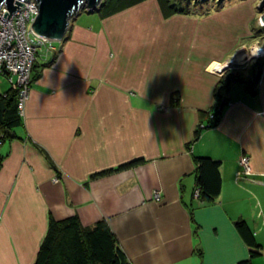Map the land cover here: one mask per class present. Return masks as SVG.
Returning <instances> with one entry per match:
<instances>
[{
  "label": "crops",
  "instance_id": "1",
  "mask_svg": "<svg viewBox=\"0 0 264 264\" xmlns=\"http://www.w3.org/2000/svg\"><path fill=\"white\" fill-rule=\"evenodd\" d=\"M248 2L166 18L148 0L72 22L34 65L23 125L0 137V264H34L50 217L105 220L130 264H239L250 256L242 220L264 264L262 61L199 133L217 105V63L252 36L240 29L254 21ZM245 156L252 173L240 176ZM199 158L221 163L212 202L196 197Z\"/></svg>",
  "mask_w": 264,
  "mask_h": 264
},
{
  "label": "trees",
  "instance_id": "2",
  "mask_svg": "<svg viewBox=\"0 0 264 264\" xmlns=\"http://www.w3.org/2000/svg\"><path fill=\"white\" fill-rule=\"evenodd\" d=\"M148 0H105L99 10L103 19L116 15ZM166 18L176 14H203L208 15L209 10L192 11L182 0H157ZM203 3V2H201ZM223 7L219 4L218 10ZM261 67L264 66V60ZM257 82L259 75H255ZM238 76H228L220 82L216 92L217 105L208 114L210 123L200 131L216 126L220 122L222 107V91L228 90L234 83H244ZM18 91H10L1 94L0 98V131L1 139L7 137L8 132L23 125V117L20 115L17 95ZM214 117V118H211ZM198 133V134H199ZM132 164H135L133 162ZM131 164L123 166L129 167ZM221 163L210 158H199L197 161V189L199 199L204 202H212L222 193ZM107 171L93 178L108 175ZM236 229L250 250L247 260L239 264H253V260L260 256V246L256 242L255 235L245 221H237ZM34 264H130L124 251L118 245V241L110 226L105 220L97 222L93 227L85 228L77 217H71L63 221L50 217L46 236L41 244Z\"/></svg>",
  "mask_w": 264,
  "mask_h": 264
},
{
  "label": "built area",
  "instance_id": "3",
  "mask_svg": "<svg viewBox=\"0 0 264 264\" xmlns=\"http://www.w3.org/2000/svg\"><path fill=\"white\" fill-rule=\"evenodd\" d=\"M28 1L30 2L25 1L24 7H19L20 9H17L12 16L6 6L0 9V77L7 76L10 87L20 92L17 99L22 117L30 97L32 71L39 49H45L49 54L54 50L53 41L34 33L33 25L39 14L38 3L36 0ZM5 12L9 14L7 19ZM204 126L201 125V128ZM0 137H2L1 131ZM240 164L242 166L240 176L252 173L250 159L247 156L242 158ZM196 197L199 198V190L196 192ZM154 198L157 201L161 200L159 194H155Z\"/></svg>",
  "mask_w": 264,
  "mask_h": 264
},
{
  "label": "water",
  "instance_id": "4",
  "mask_svg": "<svg viewBox=\"0 0 264 264\" xmlns=\"http://www.w3.org/2000/svg\"><path fill=\"white\" fill-rule=\"evenodd\" d=\"M28 0H0V9L6 6L11 16L17 12L19 7H24V2ZM39 14L33 25L36 35L49 39L53 42H63L70 30L72 22L83 12L86 14L98 13L105 0H36ZM196 3L206 0H188ZM224 1V0H219ZM259 10L263 12L261 17L264 27V0L260 4ZM7 12L5 18L7 19ZM9 16V19L10 17ZM235 61L225 66L219 74H223L234 67Z\"/></svg>",
  "mask_w": 264,
  "mask_h": 264
},
{
  "label": "rangeland",
  "instance_id": "5",
  "mask_svg": "<svg viewBox=\"0 0 264 264\" xmlns=\"http://www.w3.org/2000/svg\"><path fill=\"white\" fill-rule=\"evenodd\" d=\"M182 1L184 3L185 7H187V4H192L191 6L190 5L188 6V8H190L192 11L200 12L202 9L203 10L207 9V10H209L208 14H211V12H219V11L228 9V8L236 5L237 3L241 2V1H248V0H224V1L206 0L203 3H201V2L196 3L195 1H188V0H182ZM261 2H262V0H249V2H248L250 4V6L254 7L255 17H254V21L252 22L250 27H246V22H245V24H242V26H240L241 27L240 29H243V31L246 30V32L252 33V36H251V34L249 35L250 38L248 39V42L246 43L245 47H242L239 50L233 52L230 59H228L226 62L217 63L218 65H221V68H222V67L227 66L231 62L235 61L234 67L232 69H230L229 71H227L223 74H218V76L221 77V81L223 79H226L228 76H233V77L238 76L237 78H240L244 82L250 81V79L253 78L252 76L255 74L256 69L260 65L261 61L264 60V54L252 55V52H253L254 48H256V47L260 48L261 50H264V27H263V25H262L263 23L261 21V17L263 16V12H261L259 10ZM221 3L223 4V7L218 10V6ZM83 14H86V13L83 12ZM201 15L205 16V15L199 13V16H201ZM241 32H242V30H240V34H241ZM54 44L56 45V44H58V42H54L53 45ZM45 54L47 56L49 55V53H47L45 49H39V52L37 55V60L39 57H41V55H45ZM34 68H35V66L33 67L32 75L34 74ZM4 78L5 77H3V76L0 77V91L1 90L4 91L6 88L10 87L9 80L7 79L8 83H5L3 81ZM1 82H3V85H1ZM13 84L15 85V83H13ZM10 89L14 91V89L12 87H10ZM10 89L8 91H10ZM19 94H20V92H18L17 95L19 96ZM0 98H1V96H0Z\"/></svg>",
  "mask_w": 264,
  "mask_h": 264
},
{
  "label": "bare ground",
  "instance_id": "6",
  "mask_svg": "<svg viewBox=\"0 0 264 264\" xmlns=\"http://www.w3.org/2000/svg\"><path fill=\"white\" fill-rule=\"evenodd\" d=\"M264 54V50H261L260 48L256 47L254 48L252 55H261ZM242 55V54H241ZM237 61V60H236ZM224 67H222L219 72L223 69Z\"/></svg>",
  "mask_w": 264,
  "mask_h": 264
}]
</instances>
